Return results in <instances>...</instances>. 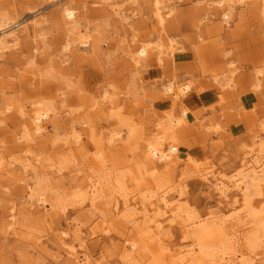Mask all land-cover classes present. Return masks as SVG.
Returning a JSON list of instances; mask_svg holds the SVG:
<instances>
[{"label":"rangeland","instance_id":"374dc122","mask_svg":"<svg viewBox=\"0 0 264 264\" xmlns=\"http://www.w3.org/2000/svg\"><path fill=\"white\" fill-rule=\"evenodd\" d=\"M159 2L163 23L156 0H0V36L20 35L0 57V264H75L72 248L87 264H264V235L247 241L264 180L247 200L235 186L264 148V0ZM169 83L191 85L177 105ZM40 103L52 111L38 133ZM183 105L175 169L146 165L145 140ZM162 193L176 215L146 209Z\"/></svg>","mask_w":264,"mask_h":264},{"label":"bare ground","instance_id":"6f19581e","mask_svg":"<svg viewBox=\"0 0 264 264\" xmlns=\"http://www.w3.org/2000/svg\"><path fill=\"white\" fill-rule=\"evenodd\" d=\"M71 1H65L62 5V11L64 12L65 16L69 19V25L72 26V28H76L77 32L80 31V22L79 17L77 15V12L75 8L71 6ZM159 0H156V9H157V17L160 23H163L164 21V15L161 10V6L159 5ZM224 18L227 20L230 17V12H224ZM7 26H4L1 28L3 31V34L0 36V57H2V53L4 49L8 47V43L10 42H16L20 39V35L17 31H6ZM33 32H35V29H33ZM80 44L87 45V40L85 38H81ZM158 47V46H157ZM65 50L70 49V42H67V44L64 46ZM150 49V44L139 46L137 49V58L138 60L142 57H145ZM158 50L160 53L162 52V47L159 46ZM191 90V85L184 84L179 89L177 86H175L174 83H169L166 85V91L169 93H174L175 101L173 105L178 104V99L186 95L188 91ZM181 116L176 117L174 113L169 112L168 116L165 120L159 121L157 123L156 133L150 137L147 138L143 145L144 147V155H143V161L146 165H154L155 157H158L161 160L166 161L167 168L165 172H169L168 170H174L176 167V163H174L172 159V155H176L177 152H179V147L182 146V141L180 140V136H183L184 134V122L189 120L190 116L188 115L189 108H187L185 105H183L181 109ZM51 107L48 105H44L42 103L39 104V106L34 110V113L32 114L33 118V124L35 125L34 130L38 133H41L44 129V120L48 119L51 116ZM27 134H29L27 130ZM119 134H114L111 136L110 143L113 144L115 142V137H119ZM79 138L80 135H77ZM170 143L169 151L166 152L163 149L164 144ZM179 146H177L176 144ZM189 158L194 161L195 163H200V161L196 160L195 158L189 156ZM245 171H242L238 174L239 181L244 185V187H241L239 183H236L235 186H237L240 190H242L244 199L247 200L250 194L254 191L255 187L259 185V183L264 180V148L259 147L257 150H253L249 156L248 159H246V162L244 163ZM188 170H194L195 168L193 166H188ZM221 184L216 183V190L220 194L221 201L220 203H224L229 201L228 194H227V188L228 185L224 182H220ZM39 202L45 203V196L41 193L38 195ZM237 202V201H236ZM146 209L159 214V215H176L175 213V207L172 205V202L170 201L168 194L162 193L161 195L156 196L154 200H151L148 205H146ZM209 228H204L203 230L199 231L197 234L200 236V239L205 244L203 248L210 249L211 248V241L210 238L213 236L210 231H207ZM215 232V231H212ZM263 232V233H262ZM64 234L67 236L68 233L64 232ZM264 235V224L262 226L261 231L251 234L247 241L249 242L250 246L252 248L255 247L260 241L262 236ZM210 237V238H209ZM133 247L135 244H131ZM179 253L178 250L175 249L171 253V255L176 256ZM69 254L73 256V261L75 264H87L84 260L80 259V256L77 254V251L72 248V250L69 251ZM180 259L184 260L182 257ZM199 260L195 261V264L198 263Z\"/></svg>","mask_w":264,"mask_h":264}]
</instances>
